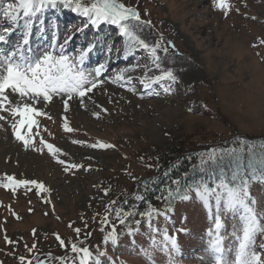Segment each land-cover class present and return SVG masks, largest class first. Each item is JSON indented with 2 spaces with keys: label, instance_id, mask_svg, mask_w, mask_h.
<instances>
[{
  "label": "rangeland",
  "instance_id": "374dc122",
  "mask_svg": "<svg viewBox=\"0 0 264 264\" xmlns=\"http://www.w3.org/2000/svg\"><path fill=\"white\" fill-rule=\"evenodd\" d=\"M93 2L46 1L27 19L0 26L6 37L18 27L10 42L35 23L37 34L51 33L45 38L25 34L41 48L14 47L16 62L32 55L23 63L35 65L47 55L63 56L78 72L81 57L99 59L81 71L96 84L83 96L58 93L33 103L30 96L5 93L10 103L0 111V184L7 177L14 182L0 190V264H81L84 254L73 246L88 249L94 258L88 264H215L218 257L223 264H236L247 214L227 210L220 187L210 200L186 193L170 219L169 214H144L128 223V214L115 209L138 185L153 179L149 162L158 151L181 143L182 150L203 162L219 157L222 163L250 144L264 147V141L257 142L264 139V0H223L224 7L220 0H117L139 14L138 20L120 24L93 23L95 14L83 12ZM8 3L15 0H0V8ZM135 26L145 30L148 40ZM129 40L133 45H127ZM127 46L130 55L124 57ZM94 48L98 52L91 53ZM124 58L118 65L126 71L121 77L112 65L116 69ZM169 71L174 80L165 77ZM23 104L42 113L32 115L31 129L11 114V108ZM17 131L29 141L27 147L17 140ZM48 144L59 151L50 153ZM248 192V205L264 228V184L253 183ZM219 240L225 245L223 256L214 251ZM253 241L248 252L264 264V232Z\"/></svg>",
  "mask_w": 264,
  "mask_h": 264
},
{
  "label": "snow or ice",
  "instance_id": "6c2138e0",
  "mask_svg": "<svg viewBox=\"0 0 264 264\" xmlns=\"http://www.w3.org/2000/svg\"><path fill=\"white\" fill-rule=\"evenodd\" d=\"M46 0H15V3H8L6 6L0 8V14L4 17L15 21L21 14L29 16L36 8L37 4L43 5ZM47 2H54V0H47ZM220 6L224 7L223 0H220ZM76 8L79 9L80 5L77 4ZM85 15L94 13L97 20H111L114 24H120L128 19H139V14L133 10L125 7L123 4L118 3L117 0H95L91 7L83 8ZM125 32L129 35L131 33ZM3 37H0L2 40ZM143 47L147 48L148 45L144 41H138ZM14 55V54H13ZM82 59V57H81ZM5 72L6 75H0V111L6 110L5 104L10 103L8 97L5 95L8 89L12 92L18 93L20 97L30 96L35 103L36 98L43 97L44 100L48 101L51 99V94L58 93H72L76 92L80 96L86 94L96 87V84L89 81L83 72L75 71V65L68 62L67 57L61 56L59 59H54L51 55L44 57L42 61L37 62L35 65L32 64H21L13 63L10 60L6 61ZM99 71V70H97ZM165 77L175 79L172 72L169 71L165 74ZM165 77H158L157 80ZM86 85H90L85 87ZM67 109V105L65 102ZM11 114L13 116L19 115L21 117L20 125L27 124L28 128L31 129L32 125L36 123L32 119V115H41L42 113L35 111L29 104L17 105L11 108ZM3 119V117H0ZM66 131L71 129L65 128ZM17 140L24 142L27 147L29 141L25 139L18 131L15 133ZM43 143V141H42ZM49 152L55 154L59 149L54 148L53 145H46ZM100 147H109V145H100ZM63 163L62 161H58ZM10 182H14L13 177H7ZM28 183V182H23ZM31 183L35 184L37 188L44 189L42 184L35 181ZM9 187V185H3ZM218 187L225 190L224 203L225 207L229 211H236L237 209H243L247 214L242 217L245 220L243 226V236L238 237L240 240L239 249L236 253V264H261V259L258 255L248 252V247L253 243V238L257 232H264V228H261L259 222L256 219L254 210L249 207L248 200L250 199L248 192V181H241V186L230 187L227 183L222 182ZM45 191L47 189H44ZM209 194L212 190L205 189ZM199 195V193H198ZM203 198V197H201ZM221 197L217 196V207L219 208ZM207 203V201H205ZM254 204L255 201H252ZM222 227L219 219L216 221V228ZM79 232V229L76 230ZM167 239V237H166ZM63 243V241H61ZM171 243L175 246V240L172 239ZM214 251L220 253L222 256L223 249L217 246H213ZM74 252H83L81 258V264H87V260L90 257L88 249H77L73 246ZM217 264H223L221 257L217 258Z\"/></svg>",
  "mask_w": 264,
  "mask_h": 264
},
{
  "label": "trees",
  "instance_id": "16d2710c",
  "mask_svg": "<svg viewBox=\"0 0 264 264\" xmlns=\"http://www.w3.org/2000/svg\"><path fill=\"white\" fill-rule=\"evenodd\" d=\"M263 141L264 139H260L257 142ZM180 145L181 143L155 153L151 163L149 162L155 169L153 179L138 185L132 197L116 203L115 211L118 214H128V223H131L134 215L152 216L162 211H171L189 191L210 195L222 182L236 187L241 186V181L247 180L248 190L253 183H264L263 146L250 144L241 154L232 160L224 159L222 164L219 157L215 161L203 162L197 154L188 151L189 149L182 150ZM205 189L212 191L209 194ZM157 208L161 210L156 213Z\"/></svg>",
  "mask_w": 264,
  "mask_h": 264
},
{
  "label": "bare ground",
  "instance_id": "6f19581e",
  "mask_svg": "<svg viewBox=\"0 0 264 264\" xmlns=\"http://www.w3.org/2000/svg\"><path fill=\"white\" fill-rule=\"evenodd\" d=\"M7 3V0H2V3ZM44 6V5H43ZM41 9V8H40ZM39 8L36 10V12H37V14L39 13L41 16H43L44 18H46L47 17V12H40L41 10H40ZM40 10V11H39ZM39 15V16H40ZM20 16H22V18H20ZM19 16V20L18 19H16L15 21H12L11 22V19H9V18H6L5 19V17L2 15V14H0V26L1 25H4V26H6V27H9V26H11L12 24L11 23H14V22H17V20H18V22L21 20V19H27L29 16H24L23 14H21ZM40 18V17H39ZM27 21V20H26ZM23 24V23H22ZM21 25V24H20ZM24 25V24H23ZM22 25V26H23ZM25 26V25H24ZM32 26V25H31ZM136 27V29L139 31V32H141L140 34L142 35V39H145V40H148V38H147V34H146V32H145V30L144 29H142L141 27H138V26H135ZM14 30H15V28H14ZM17 31L19 30V29H16ZM15 30V31H16ZM14 31V32H15ZM13 32V33H14ZM27 32V31H26ZM24 34V33H23ZM37 35V34H36ZM42 37V36H41ZM40 37V38H41ZM50 37H51V35H50ZM45 38V37H44ZM36 43V42H35ZM132 43H134V42H132V41H130L129 40V42L127 43V45H133ZM50 46V45H49ZM9 51L8 50H6V51H4L3 52V54H6V53H8ZM128 55H130V52H129V50H128V46L126 47V50H125V53H124V57H126V56H128ZM9 57V56H8ZM17 57V56H16ZM19 58V57H18ZM127 59H130V58H128L127 57ZM126 58H124V59H121L120 61H118V63L116 64V69L115 68H113L114 67V65L115 64H113L112 65V70H117V71H119V74H117L118 76L120 75L121 77H125L126 76V71L124 70L125 68H120L118 65H121L122 64V62H124V61H126L127 60ZM84 62L85 63H89V62H94L92 59L91 60H89V59H84ZM99 64V63H98ZM6 64H2L1 66H0V69H3L4 71H5V68H6ZM6 73V72H5ZM122 81V80H121ZM264 244V243H263Z\"/></svg>",
  "mask_w": 264,
  "mask_h": 264
}]
</instances>
